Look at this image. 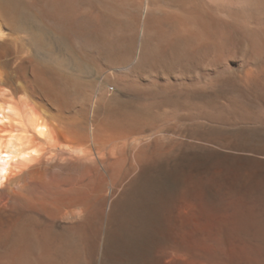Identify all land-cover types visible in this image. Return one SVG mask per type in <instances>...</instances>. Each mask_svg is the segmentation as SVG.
<instances>
[{"label": "bare ground", "instance_id": "obj_1", "mask_svg": "<svg viewBox=\"0 0 264 264\" xmlns=\"http://www.w3.org/2000/svg\"><path fill=\"white\" fill-rule=\"evenodd\" d=\"M232 32L264 46V0H0V264H162L165 242L181 250L160 184L145 193L163 154L150 115L113 93L100 108L101 89L71 106L61 58L134 88L185 85Z\"/></svg>", "mask_w": 264, "mask_h": 264}, {"label": "rangeland", "instance_id": "obj_2", "mask_svg": "<svg viewBox=\"0 0 264 264\" xmlns=\"http://www.w3.org/2000/svg\"><path fill=\"white\" fill-rule=\"evenodd\" d=\"M232 34L219 53L189 65L194 82L160 90L101 79L99 64L69 51L61 58L73 63L77 75L74 84L61 79L69 94L74 91L71 106H85L104 89V96L126 98L129 108L150 115L146 134L158 140L163 154L160 170L149 169L145 193L149 199L160 184L163 212L168 210L164 228L175 221L173 237L182 245L171 253L165 242L162 264H264V46L250 45L242 32ZM19 78L23 88L36 89L29 77ZM102 91L97 106L117 101Z\"/></svg>", "mask_w": 264, "mask_h": 264}]
</instances>
